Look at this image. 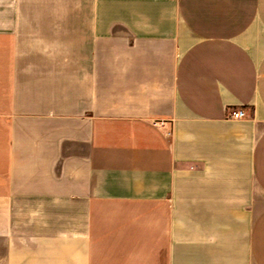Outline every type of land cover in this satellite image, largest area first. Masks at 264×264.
Instances as JSON below:
<instances>
[{
	"label": "crops",
	"instance_id": "obj_1",
	"mask_svg": "<svg viewBox=\"0 0 264 264\" xmlns=\"http://www.w3.org/2000/svg\"><path fill=\"white\" fill-rule=\"evenodd\" d=\"M0 264H264V0H0Z\"/></svg>",
	"mask_w": 264,
	"mask_h": 264
},
{
	"label": "rangeland",
	"instance_id": "obj_2",
	"mask_svg": "<svg viewBox=\"0 0 264 264\" xmlns=\"http://www.w3.org/2000/svg\"><path fill=\"white\" fill-rule=\"evenodd\" d=\"M117 206H111V204H104V205H101L100 206V209H99V218H100V222L101 224L105 225L106 227V220L103 219L105 217V215L108 213V212H111V208H115ZM99 238H102L103 240H108L107 236L105 235H102L100 236Z\"/></svg>",
	"mask_w": 264,
	"mask_h": 264
},
{
	"label": "built area",
	"instance_id": "obj_3",
	"mask_svg": "<svg viewBox=\"0 0 264 264\" xmlns=\"http://www.w3.org/2000/svg\"><path fill=\"white\" fill-rule=\"evenodd\" d=\"M243 115H244V112L241 109H238V110L232 111L230 116H232L234 118H238V117H241Z\"/></svg>",
	"mask_w": 264,
	"mask_h": 264
}]
</instances>
